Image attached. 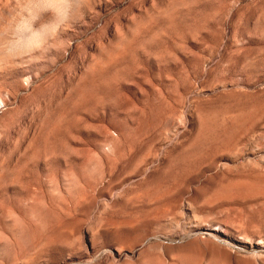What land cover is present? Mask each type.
<instances>
[{
    "label": "rangeland",
    "instance_id": "1",
    "mask_svg": "<svg viewBox=\"0 0 264 264\" xmlns=\"http://www.w3.org/2000/svg\"><path fill=\"white\" fill-rule=\"evenodd\" d=\"M0 264H264V0H88L0 63Z\"/></svg>",
    "mask_w": 264,
    "mask_h": 264
},
{
    "label": "clouds",
    "instance_id": "2",
    "mask_svg": "<svg viewBox=\"0 0 264 264\" xmlns=\"http://www.w3.org/2000/svg\"><path fill=\"white\" fill-rule=\"evenodd\" d=\"M88 0H14L0 11V63L37 55L78 20Z\"/></svg>",
    "mask_w": 264,
    "mask_h": 264
}]
</instances>
